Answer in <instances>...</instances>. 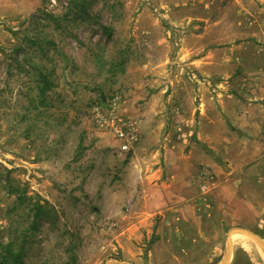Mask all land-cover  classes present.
<instances>
[{"label":"rangeland","instance_id":"rangeland-1","mask_svg":"<svg viewBox=\"0 0 264 264\" xmlns=\"http://www.w3.org/2000/svg\"><path fill=\"white\" fill-rule=\"evenodd\" d=\"M262 72L264 0H0V240L22 245L27 264L222 258L223 246L186 257L162 246V214L150 225L143 169L130 162L152 91L245 99ZM111 108L138 122L129 151L98 122ZM202 167L208 192L219 178ZM238 240L248 249L237 242L231 264H264Z\"/></svg>","mask_w":264,"mask_h":264},{"label":"crops","instance_id":"crops-1","mask_svg":"<svg viewBox=\"0 0 264 264\" xmlns=\"http://www.w3.org/2000/svg\"><path fill=\"white\" fill-rule=\"evenodd\" d=\"M249 85L255 95L245 99L204 94L198 100L177 98L162 95L163 89L149 95L150 111L142 118L140 140L130 163L143 169L142 181L150 195V225L152 217L161 213L162 246L172 245L181 257L199 247L223 246L222 258L197 260L208 264L229 260L225 264H231L237 242L242 251L248 249L234 238L238 234L251 238L244 239L264 260L255 239L235 231L247 229L264 240L263 233L253 230L254 224L264 223V76ZM203 163L219 178L208 192H201L197 181ZM160 205L161 210L155 209ZM220 230L226 236L223 243Z\"/></svg>","mask_w":264,"mask_h":264},{"label":"built area","instance_id":"built-area-1","mask_svg":"<svg viewBox=\"0 0 264 264\" xmlns=\"http://www.w3.org/2000/svg\"><path fill=\"white\" fill-rule=\"evenodd\" d=\"M110 114L108 117L99 116V124L115 133L120 141L119 148L121 151L131 150L139 139L138 122L129 116L120 118L113 108H111ZM197 180L200 182L201 188L206 190L208 185L214 182V175L209 168L202 167L197 175Z\"/></svg>","mask_w":264,"mask_h":264},{"label":"trees","instance_id":"trees-1","mask_svg":"<svg viewBox=\"0 0 264 264\" xmlns=\"http://www.w3.org/2000/svg\"><path fill=\"white\" fill-rule=\"evenodd\" d=\"M20 186H12L10 191L20 197ZM32 210L34 217L38 218L44 215L42 204L35 200L32 203ZM0 264H27L24 260V247L22 245L16 246L13 241L3 242L0 240Z\"/></svg>","mask_w":264,"mask_h":264},{"label":"water","instance_id":"water-1","mask_svg":"<svg viewBox=\"0 0 264 264\" xmlns=\"http://www.w3.org/2000/svg\"><path fill=\"white\" fill-rule=\"evenodd\" d=\"M235 231H239V232H242V233H245V234L251 236L252 238H254L258 242V244L264 250V240L259 235L255 234L254 232H252L250 230L242 229V228H237V229H235Z\"/></svg>","mask_w":264,"mask_h":264},{"label":"bare ground","instance_id":"bare-ground-1","mask_svg":"<svg viewBox=\"0 0 264 264\" xmlns=\"http://www.w3.org/2000/svg\"><path fill=\"white\" fill-rule=\"evenodd\" d=\"M239 233V232H238ZM233 234V233H232ZM243 234V233H242ZM233 236V235H232ZM234 238H237V239H239V238H242V239H244V238H249L248 236H245V235H238V234H234ZM233 238V237H232ZM249 239H251V238H249ZM236 240V239H235ZM253 242H254V244L256 245V247H257V249L262 253V255H263V257H264V250H263V248L257 243V241H255V240H253ZM231 253V252H230ZM226 260V259H225ZM226 261H229V260H226ZM226 261H224V263L222 262V264H225V262ZM118 264H122V263H118Z\"/></svg>","mask_w":264,"mask_h":264}]
</instances>
